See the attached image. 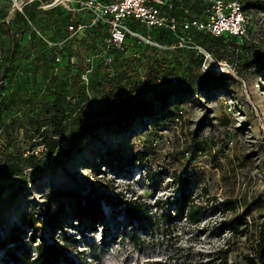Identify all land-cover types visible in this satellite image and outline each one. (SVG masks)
<instances>
[{"label":"rangeland","instance_id":"1","mask_svg":"<svg viewBox=\"0 0 264 264\" xmlns=\"http://www.w3.org/2000/svg\"><path fill=\"white\" fill-rule=\"evenodd\" d=\"M78 8L77 0H0V163L19 158L24 168L0 199V230L18 245L20 264L40 233L48 242L67 235L69 257L79 262L76 245L87 264H248L264 220V11L253 8L246 37L199 32L182 42L181 33L133 23L139 36L116 47ZM81 20L84 30L69 28ZM214 61L232 77L205 89ZM160 62L166 83L148 94L149 118L103 127L71 153L48 156L41 133L53 121L71 131L83 111L136 92ZM179 176L189 180V203L204 210L198 223L180 201ZM78 193L105 199L102 224L76 218ZM122 196H137L151 223H129L108 203ZM4 254L0 247V264Z\"/></svg>","mask_w":264,"mask_h":264},{"label":"trees","instance_id":"2","mask_svg":"<svg viewBox=\"0 0 264 264\" xmlns=\"http://www.w3.org/2000/svg\"><path fill=\"white\" fill-rule=\"evenodd\" d=\"M186 5L191 3V0H183ZM194 8V6L192 5ZM247 7L255 8L259 11H264V0H249ZM97 27H102L98 25ZM170 31V30H169ZM171 32V31H170ZM164 63L160 62L159 67L161 72L154 76L147 75L143 84H141L136 92L131 93V95L125 98L119 99L116 103L104 106L97 112L88 111L82 112L81 115L75 120V125L71 131L67 132L64 125V119L56 120L52 122L53 130L45 129L42 133V144L46 147L48 156L58 157L59 155H67L75 150L82 142V139L86 136L92 135L94 132L98 131L103 127H109L112 125H117L118 128L124 129L129 126L131 120L135 117H142L143 119L149 118L154 112V104L148 99V94L154 91L155 85H165L166 75L164 74ZM164 68V69H163ZM231 75L227 72H216L213 75H206L201 78V85L205 89H219L222 88L226 82L231 80ZM177 81V79H176ZM161 83V84H158ZM147 84V85H146ZM163 87V86H162ZM3 124V118L0 115V132ZM56 137H66V146L62 147V143L56 140ZM34 154L31 158H35ZM32 166H35V162H31ZM24 172V168L21 166V160L19 158H12L9 161H4L0 163V199L2 198L5 190L8 187L9 181L13 178L21 175ZM181 182L179 188L180 201L185 207L189 203L188 194L186 191V186L188 184V179H182L178 177ZM95 194V191L92 192ZM78 199V207L76 208L75 216L78 219H84L90 216L92 218L91 222L103 223L105 219V211L103 208V202L105 199L103 197L91 198L90 196H81L80 193L76 194ZM108 203L111 205L120 206L121 210L125 212L129 223L140 222L141 224H150L151 220L146 217L145 204L138 199L136 196L133 199L126 198L125 196L114 198L109 197ZM157 202L156 208L159 207V201ZM54 200L50 201L52 205ZM231 203V204H230ZM221 205L225 206L226 209H234L235 205L230 201H224ZM62 209L64 206L60 207V215H62ZM186 214L188 218L194 222L198 223L203 215V209L200 207L195 208V204L189 203L186 208ZM173 219V215L169 214L168 221ZM150 221V222H148ZM234 231V229H233ZM14 242L17 243L18 236H12ZM35 245V255L30 258H26L24 264H87L83 260V250H79L78 246H74L77 255L79 257V262H76L68 255V250L71 246L69 244V237L64 235L63 237L54 236L52 242H48L45 239L44 234L40 233L38 240L34 236ZM77 242V240L75 241ZM76 244V243H75ZM10 237L8 233L0 230V247L4 251L3 258L4 262L20 264V258L16 254V247L11 246ZM11 246V247H10ZM256 255L248 257V264H264V220L262 221L259 228V239L257 241ZM221 264H231L225 259Z\"/></svg>","mask_w":264,"mask_h":264},{"label":"built area","instance_id":"3","mask_svg":"<svg viewBox=\"0 0 264 264\" xmlns=\"http://www.w3.org/2000/svg\"><path fill=\"white\" fill-rule=\"evenodd\" d=\"M201 7L194 10L192 3L183 0H77L78 10L88 17L90 26L101 25L107 32L110 45L121 47L134 32L132 24L149 28H166L179 36L182 42H191L194 33L205 32L213 36L246 37L252 25L249 0H198ZM88 24L81 20L69 26L82 31ZM209 57V55H207ZM222 71L231 73L226 64L214 61ZM223 66H226L223 67ZM213 68V67H212ZM176 82V78H173ZM2 231V230H1Z\"/></svg>","mask_w":264,"mask_h":264},{"label":"bare ground","instance_id":"4","mask_svg":"<svg viewBox=\"0 0 264 264\" xmlns=\"http://www.w3.org/2000/svg\"><path fill=\"white\" fill-rule=\"evenodd\" d=\"M216 70H218V71H222L223 68H222L221 66H217V67H216Z\"/></svg>","mask_w":264,"mask_h":264}]
</instances>
